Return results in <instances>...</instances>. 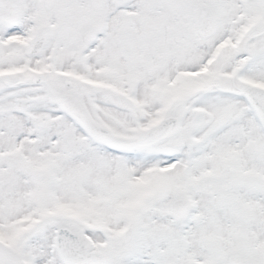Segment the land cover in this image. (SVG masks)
Segmentation results:
<instances>
[{
  "label": "snow or ice",
  "instance_id": "snow-or-ice-1",
  "mask_svg": "<svg viewBox=\"0 0 264 264\" xmlns=\"http://www.w3.org/2000/svg\"><path fill=\"white\" fill-rule=\"evenodd\" d=\"M0 264H264V0H0Z\"/></svg>",
  "mask_w": 264,
  "mask_h": 264
}]
</instances>
